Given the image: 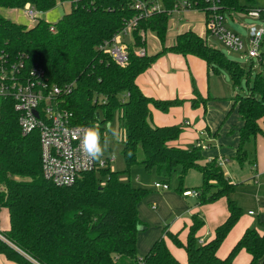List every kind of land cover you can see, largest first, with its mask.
<instances>
[{"label":"trees","instance_id":"trees-1","mask_svg":"<svg viewBox=\"0 0 264 264\" xmlns=\"http://www.w3.org/2000/svg\"><path fill=\"white\" fill-rule=\"evenodd\" d=\"M58 1L0 0V9H24L29 3L45 12ZM69 1L70 12L56 23L39 18L32 27L0 11V55L12 59L23 56L29 65L42 67L51 83L67 88L60 95L61 105L71 113L74 124L95 126L101 134L105 123L119 111L125 127L122 154L126 172L136 164L163 179L179 171L177 190L183 194L186 174L196 169L203 178V184L195 187L201 204L227 198L228 217L210 241L201 242L197 237L203 225L197 214L186 243L179 233L164 229L176 246L186 250V264H264V232L255 228H247L226 257L218 254L242 216V207L231 197L237 183L226 175L219 157L201 164V147L178 146L182 126L152 123V109L168 112L189 101L193 108L203 106L206 111L209 97H202L194 84L195 94L190 99H158L147 96L137 83V78L167 53L196 56L218 73L226 69L235 84L241 85L246 69L191 29L178 34L168 46L173 0H163L164 11L138 22L133 42L128 45V61L120 65L99 46L137 14L131 1ZM187 1L205 16L212 13L213 5L218 12L230 14H247L257 7L256 0ZM149 32L159 38L160 51L136 54L137 48L146 47ZM247 84L249 93L234 97L243 121L235 155L241 164L249 158L247 144L264 135L263 73ZM18 117L13 100L0 98V212L7 209L10 222L8 230H0V254L14 264H183L172 254L165 236L144 255L138 253V234L147 228L138 205L150 190L121 180V172L110 165L84 173L72 185H56L43 175L39 131L24 134ZM250 162L254 165L255 159ZM241 251L250 255L249 262L236 261Z\"/></svg>","mask_w":264,"mask_h":264},{"label":"crops","instance_id":"crops-1","mask_svg":"<svg viewBox=\"0 0 264 264\" xmlns=\"http://www.w3.org/2000/svg\"><path fill=\"white\" fill-rule=\"evenodd\" d=\"M185 11L187 12V19L191 18V21L197 20L198 16L196 14H198V10ZM192 12H196V14ZM199 13L202 14V22L199 28H194L193 24L189 23L180 32L171 34V31L168 30L167 36L169 37L171 34L170 36H173L174 39L167 43L168 46L175 42L178 34L189 29L194 30L207 40L208 32L205 14L200 11ZM176 28L179 29V27ZM160 49L161 45L149 53L148 45H146V50L149 54H155ZM222 76L221 71L219 73L214 71L204 60L196 56L167 53L159 57L150 69L141 74L137 78V83L147 96L158 99H190L194 97L195 84L202 97H209L206 111L203 106L193 108L191 103L186 101L181 106L171 108L168 112L152 109V122L159 126L188 125L191 131L187 133H183V131L177 141L178 146L182 148H187L183 145L186 134L195 141L198 138V132L204 133V137L198 139L207 145L206 149L209 148V152L204 153V155H207L208 159L219 157V159L224 161L227 155L235 158L240 141L239 130L243 126V121L237 107L234 106V97L237 94L234 96L233 92H228L225 96L218 95L219 90L217 87L219 86L215 85L212 80L216 81ZM227 97L228 100L226 101ZM215 108L219 109L216 110ZM212 109L213 114H211ZM260 136L264 135H258L257 138ZM194 141L193 145H195ZM254 159L255 163L254 165L252 164V170L258 171L259 167L263 170L264 161L259 164V157H254ZM157 181L163 180L158 179ZM169 185L170 188L168 190H158L157 193L151 191L138 205L140 217L147 223V228L138 234V253L139 255H144L150 250L154 242L165 236L172 254L181 263L186 264V250L183 247L176 246L166 236L164 229L167 228L168 231L175 234L179 233L180 240L186 243L194 215L197 214L203 220V225L198 230L197 237L203 242L210 241L214 237L215 229L228 217L227 198L222 197L215 202L201 204L199 196L184 197L178 190H173L170 183ZM185 185L186 189H195V187L189 188V184ZM250 211L252 210L248 211L250 216L258 215V217H262L264 223V208H261L258 213L254 211L255 214H250ZM8 229L9 226L6 230ZM241 236L237 233L233 239L228 241L225 247L221 248L222 244L221 249L219 248L218 250L219 256L226 257ZM243 252L245 253H240L239 259L236 258L239 263L250 261V255L246 251ZM0 264L14 263L8 260L5 255L0 254Z\"/></svg>","mask_w":264,"mask_h":264},{"label":"built area","instance_id":"built-area-1","mask_svg":"<svg viewBox=\"0 0 264 264\" xmlns=\"http://www.w3.org/2000/svg\"><path fill=\"white\" fill-rule=\"evenodd\" d=\"M131 6L137 10V14L128 20L124 27L105 41L99 49L109 54L118 64L125 65L128 61V45L133 42V30L138 27V22L152 14L164 11L163 0H130ZM174 7L169 13L180 10H196L187 0H173ZM212 13L206 18L208 33L221 40L229 49L240 51L248 43L245 53L249 59L261 57L259 51L264 40V28L252 26L249 28L248 42L237 32L232 31L225 25L224 15L217 11V6H212ZM25 14L32 20L37 21V13L29 3L25 5ZM231 13V15H233ZM247 14L253 17H264V5L251 9ZM54 26H51V30ZM144 30L140 34L144 37ZM121 35L132 41L121 39ZM146 47L136 49V54L144 55ZM67 88L53 84L48 79L45 70L37 64L29 65L27 60L20 58L12 59L6 55H0V98H11L14 109L19 117L18 122L21 131L28 134L34 130L39 131L41 144L42 171L45 178L58 186L74 184L86 172L103 168L115 160L111 158L93 159L83 149V139L87 128L91 125L74 124L71 113L61 105L60 95ZM38 112V115L35 114ZM196 146L206 148L203 141L198 140ZM223 164V160L220 159ZM155 187L168 190L170 185L166 181H157ZM185 196H199L196 189H186ZM250 214H255L250 211ZM0 237L3 236L0 233ZM203 242V240H201Z\"/></svg>","mask_w":264,"mask_h":264},{"label":"rangeland","instance_id":"rangeland-1","mask_svg":"<svg viewBox=\"0 0 264 264\" xmlns=\"http://www.w3.org/2000/svg\"><path fill=\"white\" fill-rule=\"evenodd\" d=\"M263 5L264 0H256L257 7ZM71 8V1L59 0L56 6L52 9L45 12L39 11L37 13V17L44 19L50 23H56L64 14L69 13ZM0 11L5 17L20 23H26L31 27L36 23V21H32L22 9H10L3 7L0 9ZM192 13L196 14V12ZM197 13V20L191 21V18L187 19V12L185 10L173 11L169 15L168 30L171 31V34L173 32H180L182 29H184L183 27L189 23L193 24L194 28H199V25L202 22V14H200L199 11ZM224 18L226 27H228L232 31L237 32L245 41L248 40L250 27L256 26L264 28V17H253L249 14L239 12H234V14L231 15L227 12L224 15ZM176 27H179V29ZM170 35L169 37H166V44L174 40L173 36ZM121 39H126L129 42L132 41L130 37L127 39L122 35ZM207 40L211 46L220 49L225 54L227 59L237 62L243 68L246 69L243 78L241 79V85L240 83L235 84L230 73L226 69L222 70L221 72L223 76L221 78H218L216 81L212 80L215 85L219 86L217 87L219 90L218 95L225 96L228 92H233L234 96L239 93L243 95L248 94V80L255 77L259 73H263L264 75V40L263 44L259 48V51L262 53L261 57H255L253 59H249L247 56H245V53L248 50V43H246L244 49L240 51H234L229 49L225 44L221 42L220 39L210 33H208ZM147 45L149 53L153 52L154 50L160 47L161 42L155 33H147ZM227 100L228 97L226 101ZM215 109L218 110L219 108ZM211 114H213V109L211 110ZM180 126L183 127V133L191 131L188 125L184 124ZM124 131L125 127L121 119V114L119 111H117L115 112L113 117L107 123H105V128L101 133V142H103V139L107 137L108 147L99 159L103 157L106 159L114 157L115 160L111 163V168L121 172V180L125 182H131L134 186L143 187L150 190V192L154 191V193H157V191L161 189L156 188L154 183L158 179H161L168 181L171 184V188L173 190H177V188L179 187V171L172 173L170 177H167L165 179H163V177L158 176L154 172H149L142 164L133 165L130 168L129 173L125 171L127 166L125 164L122 154ZM184 137L185 142H183V145L188 149L193 148L194 140H192L188 134H186ZM201 137H204V133L201 134L198 132V138H196L194 141L195 144H197V140ZM246 149L248 151L249 158L245 160L243 164H241L238 159L234 158L231 155L225 156L222 164L226 175H228L233 182L237 183L236 189L231 195V197L232 199L237 201L238 204L242 207V216L228 234V237L221 248L225 247V245L228 244V241L230 239H233L237 233L241 236L243 230H246L247 228H255L262 233L264 232V223L262 217L260 218L258 217V215L250 216L248 214L249 210L258 213L261 208H264V169L262 170L259 167L258 171H253L252 163L250 162L252 159H254V157H259V164L261 161H264V136H260L256 139V141L248 143ZM208 152L209 148H203L204 158L202 159L201 164H204L206 160H208V157H206L207 155H204V153L206 154ZM254 176L256 177L254 178ZM185 184H189V188L201 186L203 184L202 174L196 169L189 170L184 178V187H186ZM182 196L186 197L183 194ZM9 225L10 222L8 210L3 208L0 212V230H6ZM240 253L245 252L241 251ZM240 253L236 256L237 259H239L241 255Z\"/></svg>","mask_w":264,"mask_h":264},{"label":"clouds","instance_id":"clouds-1","mask_svg":"<svg viewBox=\"0 0 264 264\" xmlns=\"http://www.w3.org/2000/svg\"><path fill=\"white\" fill-rule=\"evenodd\" d=\"M82 143L86 154L93 159H99L108 147L107 137L101 142L100 131L95 126L86 129Z\"/></svg>","mask_w":264,"mask_h":264},{"label":"water","instance_id":"water-1","mask_svg":"<svg viewBox=\"0 0 264 264\" xmlns=\"http://www.w3.org/2000/svg\"><path fill=\"white\" fill-rule=\"evenodd\" d=\"M35 114H36V115H38V112H37V111H35Z\"/></svg>","mask_w":264,"mask_h":264}]
</instances>
